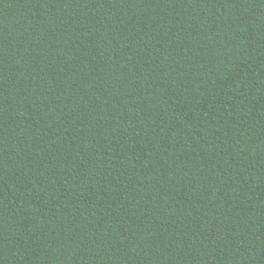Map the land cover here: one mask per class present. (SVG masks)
Returning <instances> with one entry per match:
<instances>
[{
  "label": "trees",
  "instance_id": "16d2710c",
  "mask_svg": "<svg viewBox=\"0 0 264 264\" xmlns=\"http://www.w3.org/2000/svg\"><path fill=\"white\" fill-rule=\"evenodd\" d=\"M0 264H264V0H0Z\"/></svg>",
  "mask_w": 264,
  "mask_h": 264
}]
</instances>
